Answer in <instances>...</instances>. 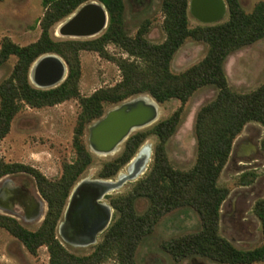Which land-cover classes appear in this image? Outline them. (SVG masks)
I'll return each instance as SVG.
<instances>
[{
    "label": "trees",
    "instance_id": "trees-1",
    "mask_svg": "<svg viewBox=\"0 0 264 264\" xmlns=\"http://www.w3.org/2000/svg\"><path fill=\"white\" fill-rule=\"evenodd\" d=\"M40 1L44 10L38 19V38L19 45L4 37L0 43V65L10 56L16 58L10 74L0 82V140L22 107L40 108L76 99L79 112L72 136L75 157L63 163L56 179H48L28 165L0 161V178L21 171L29 173L46 203L44 216L35 230L23 227L14 217L4 214H0V227L17 238L31 254L45 246L48 264H101L108 259L114 264H136L137 246L153 231L159 219L175 209L191 208L198 215V228L161 243L174 262L194 256L221 264L264 261V197L257 199L253 207L260 221L263 241L255 248L239 249L219 233L220 205L228 189L217 183L233 140L243 126L254 121L264 127V82L249 92H236L229 88L224 70L229 54L264 38V1L257 2L250 12H246L238 0H224L227 8L224 21L189 27L188 0H162L164 39L159 43H151L145 37L148 20L139 25L134 35L126 32L123 0H97L103 4L108 16L105 30L97 37L54 40L49 28L91 0ZM187 38L205 43L206 53L183 72L173 73L169 68L170 61ZM107 44L118 47L126 56L110 55L105 48ZM81 50L95 51L115 62L120 79L89 95H81L78 87ZM45 53L59 55L67 66V74L57 86L41 89L30 83L28 70L31 63ZM205 85H213L217 92L195 115V161L188 169L174 168L167 158L166 142L177 130L186 101ZM139 94H148L157 103L177 99L180 105L148 129L130 134L120 153L102 164L98 177L109 180L107 178L116 175L131 161L148 135L157 139L147 172L125 194L108 196L114 213L100 241L89 253L70 252L57 239L55 230L73 185L92 161V155L82 141L83 130L103 115L104 104H117ZM261 147L264 150V138ZM253 178L254 174L245 173L240 176V181L248 184ZM139 199L147 201L140 212L135 208Z\"/></svg>",
    "mask_w": 264,
    "mask_h": 264
},
{
    "label": "rangeland",
    "instance_id": "rangeland-1",
    "mask_svg": "<svg viewBox=\"0 0 264 264\" xmlns=\"http://www.w3.org/2000/svg\"><path fill=\"white\" fill-rule=\"evenodd\" d=\"M92 1L101 4L97 0ZM161 1L123 0V23L126 32L131 36L134 35L139 25L144 20H148L149 26L145 37L151 43L161 42L164 39ZM259 1L264 0H238L246 12H250ZM43 10L40 0H0V43L4 37H8L19 45H25L36 40L40 34L38 19ZM187 15L189 27L198 24H212L227 18V8L219 19L211 22L202 21L194 16L189 11V6ZM207 17L210 19L217 18L215 13ZM64 20L65 18L57 21L49 28V34L54 40L91 39L100 35L104 30L89 37L58 35L56 29ZM105 48L110 55L115 57L126 56L121 49L113 44H107ZM206 50L207 46L202 41L187 38L173 54L169 65L171 72H183L200 61ZM15 60V56H10L0 65V82L10 74ZM79 60L81 75L78 87L81 95H89L95 89L113 85L120 79V71L116 63L100 56L95 51L81 50ZM224 70L227 84L231 90L246 93L257 88L264 82V38L229 54L224 63ZM216 92L217 89L213 85H205L195 90L184 104L177 130L168 139L165 146L167 158L174 168L185 170L193 165L196 157L193 132L195 115L202 105L215 97ZM136 96L127 99L130 100ZM121 102L104 104V113L101 117ZM157 105L159 112L157 119L150 125L136 131L146 130L158 120L168 117L180 105V102L177 99H171L164 103H157ZM78 112L79 105L76 99H69L40 108L22 107L11 120L9 131L0 140V161L28 165L40 171L48 179L58 178L63 163L70 162L75 157L72 136ZM101 117L87 124L83 130L82 141L90 151L92 161L77 181L84 178L103 179L98 177V171L102 164L116 157L122 150L124 142L115 153L110 155L99 154L90 147L89 129ZM263 138L264 127L258 122H247L234 138L228 159L217 179L218 185L228 189V194L220 205L219 233L239 249H252L259 246L263 241L260 221L253 211L256 200L264 197V150L261 147ZM238 139H248L256 143L262 150V156L255 155L249 159H232L233 146ZM156 141L154 135H148L144 141V144L149 143L151 145L152 150L145 171L137 179L126 181L112 188L104 195L103 203L111 208L108 196L125 194L131 189L134 182L147 172L152 161L153 146ZM125 165L116 175L107 179L116 182L119 173L125 171L127 166ZM245 173L254 174L253 180L248 184H243L240 181V176ZM4 182H8L7 187L15 186L16 190L27 192L32 204H27L23 210H20L14 205L12 198L1 199L0 214L12 216L23 227L35 230L44 216L46 203L40 196L33 177L29 173L21 171L1 177L0 188L3 187ZM146 205L145 199H139L135 203V208L140 212L145 209ZM113 213L114 210L111 208V216ZM63 220L62 215L56 226V237L67 250L75 254L89 253L92 247L100 241L102 232L106 229L99 233L96 240L90 244L84 235L72 231L69 227L61 229L60 225ZM198 226V215L191 208H178L165 214L155 224L153 231L137 246L135 251L136 264H221L199 256L187 257L174 262L161 247L163 241L193 232ZM90 228L87 225L81 226L79 231L84 230L85 232ZM74 242L87 243L88 245ZM0 264H48V252L45 246H41L37 249L36 254H31L17 238L0 227ZM101 264H114V261L108 259ZM252 264H264V261Z\"/></svg>",
    "mask_w": 264,
    "mask_h": 264
},
{
    "label": "water",
    "instance_id": "water-1",
    "mask_svg": "<svg viewBox=\"0 0 264 264\" xmlns=\"http://www.w3.org/2000/svg\"><path fill=\"white\" fill-rule=\"evenodd\" d=\"M97 3L95 1H90L84 4H81L79 7H77L71 14H69L66 18H70L71 15L74 14V16L68 21L66 24L62 27V34L63 35H73V36H82L86 37L90 34H93L97 31H102L105 29L108 21L107 12L105 10V7L103 4H100V8H97L95 5H92V3ZM188 6L189 11L199 18L202 21L211 22L219 19L226 9V4L224 0H188ZM219 9L220 15L218 18L215 19H206V15L212 10V9ZM65 18V20H66ZM42 58V60L36 65L35 69L31 71V65L37 61L38 59ZM29 70H28V78L30 83L33 84V86L41 89H47L52 88L60 84L67 74V66L63 59L55 54V53H45L42 55H39L32 63H31ZM31 72H33V77ZM64 77L60 83L57 85H53V81H48L47 78L49 75H63ZM39 82V83H38ZM49 82V83H47ZM53 85V86H51ZM143 95V94H140ZM146 95V94H145ZM137 95L136 97H138ZM149 96V95H148ZM136 97H133L131 99H135ZM150 97V96H149ZM153 99V98H152ZM153 101L157 104V102L153 99ZM115 107V106H114ZM157 110V107L153 108L152 106H139L135 107L134 112L127 114L126 111L124 112L121 110V112H113L112 110H109L106 112V114L101 117L99 120H97L89 129V142L90 147L98 153V150H100V147L98 146V143L102 137V140H104V135L100 131H95L94 128L96 125H98L103 119L107 116L110 118H116L115 122L113 124H117V122H120V127L123 126H131V125H139L141 124V120L143 118H149L151 117ZM142 118V119H141ZM129 136V135H128ZM127 136V137H128ZM126 140V139H125ZM101 144V143H100ZM102 150V149H101ZM131 159V158H130ZM94 179V178H93ZM95 180H104V179H96ZM112 188H115L119 186L117 182L110 181ZM81 183V179L78 180L72 187L70 194L68 196L65 208L63 210V218L65 219L68 215L69 211V219L70 223L74 227H81L87 225L88 227H94L97 225L102 224V222L106 221V225L103 227V230L108 226L111 220V208L106 205L105 203H98L95 198V192L98 190V188L95 185H90V196L87 199L86 202H77L76 205L72 204V196L74 193H76L78 184ZM88 182H85L86 184ZM71 206V207H70ZM69 207V208H68ZM61 223V222H60ZM60 225V224H59ZM60 229V228H59ZM102 230V231H103ZM101 231V232H102ZM65 237V236H64ZM66 238V237H65ZM67 239V238H66ZM69 240V239H68ZM96 240V239H95ZM93 240L92 243L95 241ZM71 241V240H69ZM73 242V241H72ZM77 243V242H74ZM82 245H88L87 243H77ZM91 244V243H90Z\"/></svg>",
    "mask_w": 264,
    "mask_h": 264
},
{
    "label": "bare ground",
    "instance_id": "bare-ground-1",
    "mask_svg": "<svg viewBox=\"0 0 264 264\" xmlns=\"http://www.w3.org/2000/svg\"><path fill=\"white\" fill-rule=\"evenodd\" d=\"M191 2H192V0H191ZM92 5H95L97 8L101 7L99 3L93 2ZM213 13L216 14L217 18L220 15L219 9L214 8L207 14V16H209ZM73 16H74V14L71 15L70 18H67L66 20H64V22H62L58 25V27L56 29V33L58 35H63L62 34L63 25L66 24L68 21H70V19ZM207 19L210 20V18H208V17H207ZM100 32L101 31L99 30L93 34L86 36V37L94 36ZM71 36H73V35H71ZM73 37H78V36H73ZM41 60H42V58L38 59L33 64L31 71L33 69H35L36 65ZM31 74L33 77V72H31ZM63 77H64V74L59 75V76L54 75L51 77L49 75L47 78L49 79L48 80L49 82L53 81L52 82L53 85H57L58 83H60L62 81ZM49 82H47V83H49ZM53 85H51V86H53ZM139 106H152L153 108H155L158 105L148 95H140V96L136 97L135 99H130V100L122 102L121 104L115 106L112 109V111L113 112H121V110H123L124 112L126 111V113L129 114V113L134 112L135 107H139ZM158 115H159V112L156 110V112L151 117L143 118V119L141 118L142 119L141 124L131 125V126H123V127H120L121 126L120 122H117V124L116 123L113 124L118 116H116V118H110L109 116L105 117L103 119V121H101L94 128V132L100 131L104 135V140H102V137H101V139L98 143V146L100 147V150H98V153L102 154V155H110V154L115 153L119 149L120 145L125 141V139L127 138L128 135H130L131 133H133L137 129H140V128H143L147 125H150L151 123H153L157 119ZM151 151H152L151 145L149 143L143 144L140 147L139 151L136 153V155L127 164L125 171L119 173V175L117 177L118 180L116 182L118 184H122L126 181H132V180L137 179L145 171L147 164L149 162L150 156H151ZM85 182H88V183L84 184ZM91 184L95 185L98 188V190L95 192V198H96L97 202L100 204L103 203L102 199H103L104 195L111 190V186L113 185V184H111L110 180H95V178L94 179L93 178L81 179V183H79L77 186L76 193H74L72 196V200H71L72 206L76 205L77 202H86L87 201V199L90 196L89 186ZM70 209H72V208H70ZM69 210L67 213L68 215L70 212ZM68 215L66 216V218L61 223V225H60L61 229H66L67 227H69L72 231H76L78 234L84 235L89 243H91L93 240H95L97 238L98 234L101 233V231L103 230V227L106 225V221H105V222H102V224H100V225L94 226V227L86 230L85 232H84V230L79 231L80 227L79 228L74 227L70 223V219H69Z\"/></svg>",
    "mask_w": 264,
    "mask_h": 264
},
{
    "label": "flooded vegetation",
    "instance_id": "flooded-vegetation-1",
    "mask_svg": "<svg viewBox=\"0 0 264 264\" xmlns=\"http://www.w3.org/2000/svg\"><path fill=\"white\" fill-rule=\"evenodd\" d=\"M207 19V15L205 16ZM261 148L257 146L256 143L248 140V139H243L240 140L238 139L233 146V151L232 154L233 158H238V159H249L252 156L258 155L261 157ZM8 183V182H7ZM4 182L3 187L0 188V200L1 199H6V198H12L14 201V205L17 206L20 210L24 209V206L27 204H32V200L30 197H28V193L25 191L20 192L19 190H16L15 186H6L7 184ZM17 211V210H16ZM11 213V212H10Z\"/></svg>",
    "mask_w": 264,
    "mask_h": 264
}]
</instances>
